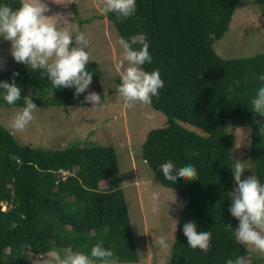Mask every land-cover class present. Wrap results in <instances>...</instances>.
Instances as JSON below:
<instances>
[{"label": "trees", "instance_id": "1", "mask_svg": "<svg viewBox=\"0 0 264 264\" xmlns=\"http://www.w3.org/2000/svg\"><path fill=\"white\" fill-rule=\"evenodd\" d=\"M241 1L136 0V14L123 22L107 13L121 38L146 34L153 63L144 70H159L164 81L151 105L168 121L148 132L142 155L155 179L182 197L170 264H227L249 253L235 240L239 220L229 211L236 143L231 129L251 128L254 174L264 184V133L254 122H264V116L253 113L250 104L264 86L259 80L264 52L224 58L214 46L230 29ZM254 2L264 11V0ZM5 4L17 9L21 0H0ZM86 68L93 79L79 97L75 87L54 89L40 69L0 71V81L9 83L19 73L14 79L21 88V100L9 105L0 87V106H25L26 96L36 106H83L90 104L84 102L90 88L100 91L102 105L106 95L99 63L89 61ZM168 161L177 169L193 165L200 179L166 180L160 166ZM188 222H195L198 232L212 233L208 252L188 245L183 232ZM101 242L111 248L115 262L139 261L115 147L76 143L38 148L21 143L0 121V264H34L33 256H63L68 248L90 255Z\"/></svg>", "mask_w": 264, "mask_h": 264}, {"label": "rangeland", "instance_id": "2", "mask_svg": "<svg viewBox=\"0 0 264 264\" xmlns=\"http://www.w3.org/2000/svg\"><path fill=\"white\" fill-rule=\"evenodd\" d=\"M58 27L72 32H83L90 40V61H97L102 71L101 87L106 95L102 105L92 103L83 106L38 105L34 119L23 132L12 130L9 125L14 115L24 106H0V121L10 129L23 144L38 148L61 149L72 144H98L113 146L117 151L121 181L129 208L139 261L115 264H170L171 246L176 232L182 197L177 189L166 187L155 179L153 170L143 158V144L147 134L154 128L167 124V116L152 105L137 104L129 109L118 95L121 83L115 65L123 55L118 41L121 38L116 26L101 8V0H44ZM254 0H242L236 10L233 23L223 38L216 41V51L224 58L248 56L264 52V11ZM73 46H76L75 41ZM11 41L0 37V71L18 67H30L15 61L11 54ZM89 92L100 93L95 88ZM183 123V122H182ZM187 127L195 129L190 124ZM199 130V129H197ZM235 149L233 163L240 160L245 171L242 179L255 175V161L250 154L251 128L234 126ZM237 187L234 183L233 190ZM161 193L154 205L151 196ZM178 196L176 203L172 198ZM233 200V198H232ZM5 209L6 206L3 205ZM164 236L169 244L167 250L157 246L155 240ZM47 255V254H46ZM33 256L34 264L47 258ZM246 264H264V253L250 251Z\"/></svg>", "mask_w": 264, "mask_h": 264}, {"label": "clouds", "instance_id": "3", "mask_svg": "<svg viewBox=\"0 0 264 264\" xmlns=\"http://www.w3.org/2000/svg\"><path fill=\"white\" fill-rule=\"evenodd\" d=\"M101 5L104 13H115L122 22L134 16L137 11L136 0H101ZM48 12L49 8L44 0H21L17 9L7 4L0 5V37L11 41V54L16 62L30 66L33 71L43 70L42 75L47 76L54 89L75 87L74 95L79 97L89 88L93 79V74L86 68L91 60L89 52L85 50L88 49L90 40L79 30L73 37L72 32L58 27L53 17L59 16L47 15ZM74 41L76 46H73ZM118 43L123 49L122 58L115 65L121 79L118 95L129 109L137 104L150 106L153 97H159L164 81L159 70H144L145 64L153 63L146 34L134 35L130 40L120 38ZM16 75L19 73H14L11 83L0 81V87L5 90L3 98L9 105L21 100V88L14 79ZM259 80L264 81V74L259 76ZM23 101L25 106L14 115L9 125L16 132H23L27 128L37 109L29 96L24 97ZM84 102L99 104L101 96L96 92H89ZM250 104L253 113L264 116V86L258 88ZM254 122L260 126V133H264V122L255 119ZM160 167L165 179L174 184L178 179H200L197 169L191 164L177 169L172 161H168ZM231 169L237 187L229 193L233 198L229 211L239 220V227L234 231L235 240L250 251L264 253V184L255 175L242 179L245 167L240 160H236ZM160 197L159 191L152 193L154 205L158 204ZM177 200L176 194L172 198V204ZM229 227L232 228L230 224ZM173 229L176 232L177 224L173 225ZM183 232L191 248H199L204 252L210 250V231L198 232L196 223L188 222L184 224ZM155 244L164 250L169 247L164 236L158 237ZM46 256L47 258L39 260L40 264H115L113 251L105 248L103 242L94 245L90 255L73 252L68 248L64 250L63 256L54 252ZM227 264H246V259L238 256L228 259Z\"/></svg>", "mask_w": 264, "mask_h": 264}]
</instances>
